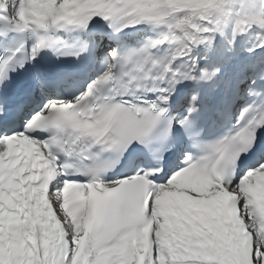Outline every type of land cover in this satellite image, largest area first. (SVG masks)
I'll return each instance as SVG.
<instances>
[{
	"label": "snow or ice",
	"instance_id": "6c2138e0",
	"mask_svg": "<svg viewBox=\"0 0 264 264\" xmlns=\"http://www.w3.org/2000/svg\"><path fill=\"white\" fill-rule=\"evenodd\" d=\"M0 264H264V0H0Z\"/></svg>",
	"mask_w": 264,
	"mask_h": 264
}]
</instances>
